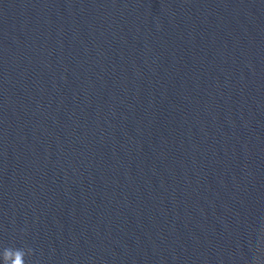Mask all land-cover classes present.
I'll return each mask as SVG.
<instances>
[{
    "label": "water",
    "instance_id": "95a60500",
    "mask_svg": "<svg viewBox=\"0 0 264 264\" xmlns=\"http://www.w3.org/2000/svg\"><path fill=\"white\" fill-rule=\"evenodd\" d=\"M0 264H264V0H0Z\"/></svg>",
    "mask_w": 264,
    "mask_h": 264
}]
</instances>
